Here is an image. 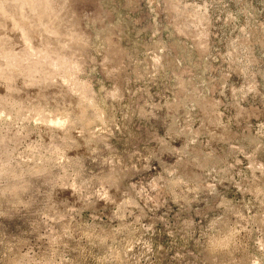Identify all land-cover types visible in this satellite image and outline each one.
<instances>
[{"label": "rangeland", "instance_id": "374dc122", "mask_svg": "<svg viewBox=\"0 0 264 264\" xmlns=\"http://www.w3.org/2000/svg\"><path fill=\"white\" fill-rule=\"evenodd\" d=\"M0 264H264V0H0Z\"/></svg>", "mask_w": 264, "mask_h": 264}, {"label": "bare ground", "instance_id": "6f19581e", "mask_svg": "<svg viewBox=\"0 0 264 264\" xmlns=\"http://www.w3.org/2000/svg\"><path fill=\"white\" fill-rule=\"evenodd\" d=\"M157 46V45H156ZM152 61V60H151Z\"/></svg>", "mask_w": 264, "mask_h": 264}]
</instances>
